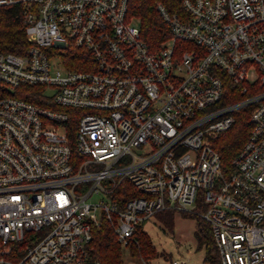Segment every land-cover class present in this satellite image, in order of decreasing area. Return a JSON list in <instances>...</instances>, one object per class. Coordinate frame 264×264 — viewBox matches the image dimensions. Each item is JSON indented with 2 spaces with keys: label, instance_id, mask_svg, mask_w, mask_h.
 Here are the masks:
<instances>
[{
  "label": "built area",
  "instance_id": "2783aa9c",
  "mask_svg": "<svg viewBox=\"0 0 264 264\" xmlns=\"http://www.w3.org/2000/svg\"><path fill=\"white\" fill-rule=\"evenodd\" d=\"M128 1L0 0L27 41L0 49V264H101L94 226L128 247L165 209L198 211L221 264H264V0L159 4L156 48ZM242 111L248 137L223 165L213 140ZM122 183L140 195L121 201Z\"/></svg>",
  "mask_w": 264,
  "mask_h": 264
},
{
  "label": "trees",
  "instance_id": "16d2710c",
  "mask_svg": "<svg viewBox=\"0 0 264 264\" xmlns=\"http://www.w3.org/2000/svg\"><path fill=\"white\" fill-rule=\"evenodd\" d=\"M163 4L171 13L182 12V0H129L128 17L139 26L142 38L152 47L171 35L167 23L162 19L158 5ZM27 46L25 35V22L20 16L19 9L13 6L0 7V49L3 51L19 52ZM28 93H17L19 97L36 101L33 92L36 86H21ZM6 94L5 88L0 85V97ZM249 113H237L236 122L231 128L221 132L213 140L214 148L219 152L223 165L230 166L233 157L245 143L249 131ZM115 194L121 201L129 197L140 195L139 191L127 183H122ZM173 209L160 210L154 214L157 220L167 227L173 225ZM196 217V242L198 249H204V261L208 264H221L219 252L215 243L211 225L202 218L198 211H182ZM122 244L117 240L110 222L102 220L93 227V236L89 243V250L93 259L101 264H124L122 257ZM132 256L149 258L157 255L156 249L143 223L136 227L134 238L127 247Z\"/></svg>",
  "mask_w": 264,
  "mask_h": 264
},
{
  "label": "rangeland",
  "instance_id": "374dc122",
  "mask_svg": "<svg viewBox=\"0 0 264 264\" xmlns=\"http://www.w3.org/2000/svg\"><path fill=\"white\" fill-rule=\"evenodd\" d=\"M102 195L92 197L94 202ZM100 209L97 215L100 216ZM143 228L150 235L157 255L149 258L132 256L127 247H123L124 264H175L176 260H185L187 264H208L204 261V249H198L196 242V217L180 210L174 211L173 225L167 227L163 222L151 217L143 222Z\"/></svg>",
  "mask_w": 264,
  "mask_h": 264
}]
</instances>
